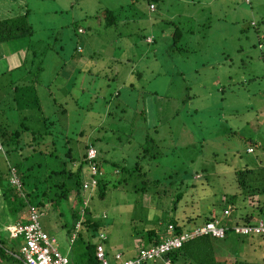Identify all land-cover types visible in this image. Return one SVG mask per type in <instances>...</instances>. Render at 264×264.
<instances>
[{"label": "rangeland", "instance_id": "rangeland-1", "mask_svg": "<svg viewBox=\"0 0 264 264\" xmlns=\"http://www.w3.org/2000/svg\"><path fill=\"white\" fill-rule=\"evenodd\" d=\"M10 1L16 5L12 15L23 5L31 9L34 34L30 41L0 44V74L10 71L0 76L3 91H11L8 79L26 85L35 80L43 114L59 135L60 155L71 147L78 163L82 145L92 141L110 180L103 197L83 190L80 202L72 190L67 202L40 208L41 226L62 254L75 257L85 250L78 231L92 244L104 232L103 243L128 257L149 245L147 229L161 233L171 216L186 223L184 231L192 229L221 203L215 171L260 164L264 154L249 143L254 138L264 145V0ZM4 2L3 17L9 14ZM152 2L155 11L149 10ZM107 9L116 14L113 25L105 24ZM74 24L84 32L77 33ZM33 50L39 57H31L25 69L15 68ZM112 161L128 167L139 161L141 169L119 174ZM89 166L84 165L83 181ZM261 204L263 198L240 199L231 215L240 219L253 211L258 219ZM72 209L101 229L81 223L76 229ZM4 212L0 196L3 228L12 222ZM3 228L7 243L17 247L20 239ZM227 236L214 240L218 263L264 264V236Z\"/></svg>", "mask_w": 264, "mask_h": 264}, {"label": "trees", "instance_id": "trees-1", "mask_svg": "<svg viewBox=\"0 0 264 264\" xmlns=\"http://www.w3.org/2000/svg\"><path fill=\"white\" fill-rule=\"evenodd\" d=\"M151 4L153 5V9H150ZM13 5L16 6L15 3H13ZM149 10H156V6L153 2L149 3ZM10 12L11 11H9V14L5 17L0 18V44L24 38L30 41L31 36L34 34L33 26L29 21L31 9L23 5V8H20L18 13L12 15ZM107 12L108 15L105 24H115V12L112 9H107ZM74 26L77 33L79 29L82 28L78 24H74ZM179 34L180 31L178 28L175 35L178 37ZM79 47L80 46H76L78 52L80 50ZM26 48L28 49V47ZM38 55L39 53L33 50V55L30 54V57L28 56L23 61L21 60L20 64L15 68L18 70L22 68L25 69L26 66H28L29 59L31 57L35 58ZM30 61H32V63L34 62L32 58ZM231 62L233 63L232 59L229 60V63ZM37 69L41 70V65H38L36 67V70ZM9 72L1 73L0 76H3L5 73L8 74ZM135 73H137V76L139 74L142 76V72L140 71H135ZM24 75H27V71H25ZM24 75L21 78H23ZM21 80L22 79H8L7 84L10 86L9 88H11V91L7 92L3 91L4 83L0 81V196L2 198L3 207H5V215L9 219H13L14 222L22 221L25 219L24 215L27 214L28 205H35L41 208L46 204H50L58 207L62 202L68 201L69 194L72 190H75V197L79 198L81 202L83 191L82 181L85 172L84 165L86 163H93L97 167L99 175L94 191H97L96 195L98 197H103L107 191L110 180L107 179L102 172L101 165L99 166L96 148L95 158L91 161L87 158L88 149L95 147L94 142H85L82 145V152L78 163H75L71 147H66L63 154L61 153L60 155V152L56 148L59 135L55 133L53 129L55 125L53 119L43 114L36 87L34 86L35 80H32L31 84L28 85L23 82L18 83ZM29 99L32 100V103H30ZM64 110L65 109L62 108V111ZM33 111L34 113H32ZM63 138V141L67 144V135L62 133V139ZM249 144H254L256 150L259 149L260 154H264L263 144L260 143V145H258V142L254 138H251ZM248 148H251L252 151L254 150L252 147H247V149ZM144 152H147V150H144ZM49 156L53 158L51 162H47ZM40 158H42V161ZM68 162L75 163V165L70 167ZM111 165L114 166L116 172L119 174H132L135 170L141 169L139 161H136V165L133 167H128L114 161L111 162ZM203 170L204 169L196 171V174L202 173ZM13 172H15L20 179L19 187L11 182ZM214 174L215 177L217 176L216 180L218 181L217 183L215 180L214 183L216 186L219 185L220 187V190H216L215 188V191L218 192L217 196H222V198L219 199V197L216 196L221 203H217L219 207L215 203L213 207L215 209H212L206 215L205 221L219 219L224 223L226 222L224 218V209L227 207L231 208V206L240 199L249 200L253 197L263 198V204L256 206L259 216L256 218L264 219V157L261 156L260 164L256 167H249L244 163L239 168L234 167L227 172L215 171ZM69 182L71 185H69ZM117 182L118 185L121 184L122 181L118 180ZM179 198L180 194H177L176 200ZM79 210L80 209H72L71 212L74 218V226L77 222H80L82 227H88L91 228V230L101 229L98 222L91 221L90 218L80 217ZM0 214L3 215V213ZM254 215L255 212L246 211L245 214L241 215L240 219L233 217L231 214L229 218L232 222L241 224L252 220H258L254 219ZM191 219L192 217L188 220ZM192 221H194V219H192ZM170 224L173 226L172 235L188 231H184V225L186 223H181L177 218L171 216L166 221L165 230L163 229L161 233L156 234L154 229H147V233L143 237H147L149 245L159 243L161 237L168 234L167 227ZM2 228L3 224L0 223V264H25L24 260H22L23 257L20 251L21 239L17 247L12 246L10 243L8 244V237L2 233ZM3 230H5L9 236L7 230L5 228H3ZM230 232V230H227L222 239L225 240ZM236 235L241 236L238 234ZM263 236L264 235H261V237ZM76 238L81 240L85 250L79 256L68 257L69 263L97 264L95 256L96 243L92 244L84 241L79 231ZM215 239V237L209 235L191 238L184 242L179 248L172 249L164 253L161 258L154 259L156 260L155 264H163V260L166 258H169L172 264H224L223 261L218 263L215 254ZM141 247L146 246L138 247L132 256H135L138 249ZM118 251L123 253L122 250ZM148 262L150 261L142 264H149ZM233 264L262 263L238 259L235 260Z\"/></svg>", "mask_w": 264, "mask_h": 264}, {"label": "built area", "instance_id": "built-area-1", "mask_svg": "<svg viewBox=\"0 0 264 264\" xmlns=\"http://www.w3.org/2000/svg\"><path fill=\"white\" fill-rule=\"evenodd\" d=\"M246 1L249 2V0ZM150 9H153L152 4L150 5ZM79 30L81 31V29ZM248 150L252 149L249 148ZM95 156V149H88L87 158L89 161L95 158ZM89 168V177L82 183V189L84 191L93 190L98 182L99 172L97 171V167L91 163ZM11 182L18 187L20 186V179L15 172L11 176ZM27 209L28 211L25 214L24 220L15 221L5 226L11 238L21 239L20 251L25 264H70L68 256L62 254L56 247L55 238L43 230L39 221V217L42 214L41 209L35 205H28ZM230 214L231 208L227 207L224 209L226 222L222 223L219 219L208 220L180 234L172 235L173 226L170 224L167 227L168 234L161 237L159 243L141 247L135 256L132 257H125L120 251L108 253L103 243L106 235L104 232H100L95 250L97 264H142L156 258H161L164 253L179 248L191 238L201 235L222 238L225 236L227 230L241 236L264 235V219L237 224L230 220ZM79 225L80 222H77L75 228L77 229ZM74 237L75 233L72 234L70 240L74 239ZM163 264H172V262L169 258H166L163 260Z\"/></svg>", "mask_w": 264, "mask_h": 264}, {"label": "crops", "instance_id": "crops-1", "mask_svg": "<svg viewBox=\"0 0 264 264\" xmlns=\"http://www.w3.org/2000/svg\"><path fill=\"white\" fill-rule=\"evenodd\" d=\"M6 2V1H5ZM5 2L3 3V4H1V5H3L4 7H7V6H9V9L8 10H6L7 12H9V11H11V6L13 5V3H14V1H10V0H7V3L5 4ZM14 6V5H13ZM5 13H3V14H1L0 13V18L1 17H3L2 15H4ZM153 50H156L155 48L153 49ZM157 52H156V54H155V57H156V59H157V56H158V50H156ZM19 61H21V59L19 60ZM140 75V74H139ZM141 76V75H140ZM24 217H25V215H24ZM24 217H22V218H24ZM10 221H12V222H14L13 221V219H10ZM12 222H10V223H12ZM105 248L107 249V251H109V253H112V252H114V251H118V250H111V249H109L106 245H105ZM124 252V251H123ZM135 252L133 251L132 252V254H134Z\"/></svg>", "mask_w": 264, "mask_h": 264}, {"label": "water", "instance_id": "water-1", "mask_svg": "<svg viewBox=\"0 0 264 264\" xmlns=\"http://www.w3.org/2000/svg\"><path fill=\"white\" fill-rule=\"evenodd\" d=\"M23 260V259H22Z\"/></svg>", "mask_w": 264, "mask_h": 264}]
</instances>
